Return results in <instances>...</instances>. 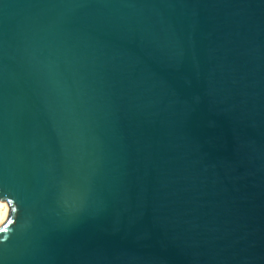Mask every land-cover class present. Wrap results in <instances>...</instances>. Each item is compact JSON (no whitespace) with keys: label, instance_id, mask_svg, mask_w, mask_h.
Returning a JSON list of instances; mask_svg holds the SVG:
<instances>
[{"label":"water","instance_id":"obj_1","mask_svg":"<svg viewBox=\"0 0 264 264\" xmlns=\"http://www.w3.org/2000/svg\"><path fill=\"white\" fill-rule=\"evenodd\" d=\"M0 264H264V0H0Z\"/></svg>","mask_w":264,"mask_h":264},{"label":"built area","instance_id":"obj_2","mask_svg":"<svg viewBox=\"0 0 264 264\" xmlns=\"http://www.w3.org/2000/svg\"><path fill=\"white\" fill-rule=\"evenodd\" d=\"M8 213V206L5 202L0 201V216L3 215V218L5 219Z\"/></svg>","mask_w":264,"mask_h":264},{"label":"bare ground","instance_id":"obj_3","mask_svg":"<svg viewBox=\"0 0 264 264\" xmlns=\"http://www.w3.org/2000/svg\"><path fill=\"white\" fill-rule=\"evenodd\" d=\"M4 220H5V219L3 218V215H1V216H0V226H1V224L4 222Z\"/></svg>","mask_w":264,"mask_h":264}]
</instances>
